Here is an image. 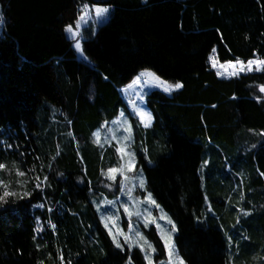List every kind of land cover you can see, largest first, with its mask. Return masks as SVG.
<instances>
[{
    "label": "trees",
    "instance_id": "trees-1",
    "mask_svg": "<svg viewBox=\"0 0 264 264\" xmlns=\"http://www.w3.org/2000/svg\"><path fill=\"white\" fill-rule=\"evenodd\" d=\"M82 1L113 7L83 29L91 64L65 34ZM0 27V180L18 194L0 203V264H146L95 206L117 198L104 172L122 161L92 133L121 112L184 262L264 264V71L224 78L209 63L213 49L219 62L264 59V0H0ZM144 69L182 84L145 92L149 126L121 91ZM144 232L163 259L156 229Z\"/></svg>",
    "mask_w": 264,
    "mask_h": 264
},
{
    "label": "rangeland",
    "instance_id": "rangeland-1",
    "mask_svg": "<svg viewBox=\"0 0 264 264\" xmlns=\"http://www.w3.org/2000/svg\"><path fill=\"white\" fill-rule=\"evenodd\" d=\"M87 5V7H85ZM106 6L109 8V13L103 19H97L95 13V6ZM79 15L76 20L75 25H71L73 28V32H78L79 35L74 36L72 33L66 31L65 27V34L66 36L72 41V47L75 52L76 57L81 60L82 62L91 64L90 59L84 54L82 48V41L85 38L83 34V29L87 28L92 32H96L97 28L105 23L111 15L113 7L110 5H100V4H91L87 1H82L79 4ZM84 14V19H79L81 14ZM77 23H79V29L76 28ZM1 28V27H0ZM79 41L81 43V50L77 51L75 48V43ZM264 60L262 58H251L248 60ZM248 60H240L244 62V66L246 67ZM231 62V65L229 64ZM235 61H227V62H219L216 60L215 51H211L209 55V63L211 67L217 72L220 77H230V76H237L240 74L250 73V72H259L256 70V65H253L252 71H239L241 65L235 64ZM234 65V66H232ZM264 71V70H261ZM143 73V75H141ZM158 77L153 71L144 69L138 73L137 76L140 77L138 83H134L131 81L128 85L121 89L123 96L126 99L129 111L135 115V117L140 121V123L145 126L146 121L142 120L141 117L138 115L139 112L143 111L146 113H150L148 108L144 102V94L146 91H149L154 88H158L163 90L164 84L166 80L159 77V80H156L152 75ZM233 73H238L233 75ZM168 84H175L166 81ZM174 90V89H173ZM164 91V90H163ZM165 92V91H164ZM169 93V92H167ZM152 120V119H151ZM151 122V121H150ZM150 122H147L150 124ZM99 133V137L93 135V133ZM92 133V140L97 143L101 148L105 146L111 145L113 142L116 146V150L121 158V166L119 167H111L109 169H116L117 171L114 173L115 177H119L120 180V190L118 191L119 194L117 198L113 201H109L107 199H102L100 201L95 202L96 209L98 211L99 218L102 222V217L105 218L106 222L109 225V228L112 229L113 234H117L120 230L123 231L124 235H117V239L123 245V247H128V244L124 243V237H130L131 241H138L139 244H143V240H140L139 237L136 236V232H139L143 235V237L149 242L150 240L146 236L144 230L148 229L150 226H153L159 237L161 238L164 247V239L162 236H170L172 241L174 242V236L176 234V230L172 231V224L167 222L168 219L172 221L175 225L173 219L168 214V212L156 201V204L159 205L157 208L155 205H152L146 201L147 195L150 193L146 189V179L144 172L140 169L136 170V161L134 154L131 150L130 144L132 143L133 136L131 130V123L128 116L121 112L115 119L109 122L108 125H104L101 129L95 130ZM118 149H122V151H118ZM132 164L131 171L128 170V165ZM109 169L104 172V176L110 181L109 179ZM125 177L128 179L125 180ZM116 179V178H115ZM143 180L144 186L140 187V181ZM125 207L129 209L130 212L133 214L129 216L125 211ZM162 216H165V219H161ZM111 217L110 220L107 218ZM152 218H155L156 223H151ZM146 221H148V226H145ZM104 225V222H102ZM156 224H159L160 227L157 228ZM176 229V226H175ZM108 234L109 230L106 228ZM111 239L112 236L110 235ZM113 241V239H112ZM152 244V243H151ZM175 244V242H174ZM115 245V244H114ZM153 246V245H152ZM138 248L140 251V247L133 246L132 248ZM145 251H141L144 257L146 264H148V260L145 259V254H148L149 259L152 261V264H169V256H168V249L165 247L166 256L163 259L155 260L154 253L151 249H148L145 245ZM175 250L177 252L176 246ZM178 253V252H177ZM129 264V260L125 263ZM184 264H186L184 262Z\"/></svg>",
    "mask_w": 264,
    "mask_h": 264
},
{
    "label": "snow or ice",
    "instance_id": "snow-or-ice-1",
    "mask_svg": "<svg viewBox=\"0 0 264 264\" xmlns=\"http://www.w3.org/2000/svg\"><path fill=\"white\" fill-rule=\"evenodd\" d=\"M85 7H87V5H85ZM109 8L106 7V6H95V13H96V17L97 19H103L108 13H109ZM79 19H84V14L82 13L81 16L79 17ZM80 25L79 23H77L76 25V28L79 29ZM66 31L72 33L74 36L76 35H79L78 32H73V28L71 25L69 26H66ZM75 48L77 51H80L81 50V43L79 41H77L75 43ZM213 51H215V49H213ZM229 64L231 65V62H229ZM235 64L237 65H241L239 71H252L253 68L252 66L253 65H256V70L257 71H261V70H264V60H248L247 61V65L246 67L244 66V62L243 61H240L239 59L236 60ZM234 66V65H232ZM238 73H233V75H236ZM143 75V73L141 74ZM149 75H152L156 80H159V77H155L154 74L152 73H149ZM140 80V77L137 76L134 80V83H138ZM165 86L163 88V90L165 92H171L173 89H179L182 87V84L180 83H175V84H168L166 81L165 82H162ZM260 92H264V86H260ZM138 115L141 117L142 120L146 121V124L145 126H148V123L147 122H150L152 117H151V114L150 113H146V112H139ZM94 136L96 137H99V133H93ZM261 135H264V133H262ZM9 147H11L9 145ZM253 147H255V145H253ZM118 151H122V149H118ZM57 155H59V153H57ZM53 159H55V157H53ZM49 167H51V165H49ZM6 168V165L3 164V163H0V169H5ZM132 169V164L130 163L128 165V170L131 171ZM117 170L116 169H109V173L111 175H109V179H112L113 181H115V175L114 173L116 172ZM25 173L23 172H18V175L20 176H23ZM47 177H44V181L43 182H40L39 181V178H37L38 182L36 183L35 187L36 188H41L42 187V184L44 182L47 181ZM128 178L125 177V180H127ZM144 186V183H143V180L141 179L140 181V187H143ZM0 188H3L4 191L2 193H0V203H3V202H7V198L8 197H15L17 196L18 194L16 192H13V191H9L8 188H7V185L4 184V182L2 180H0ZM31 193H28V192H24L21 196H19V198H23L24 196H30ZM146 201L152 205H155L157 208L159 207V205L156 204V201L152 199V196H151V193H149L146 197ZM37 207H43V205H37ZM49 211H51V209H49ZM124 211L129 215L131 216L133 213L129 211V209L127 207H125ZM241 212H243L244 215H250L249 212H245L243 209H241ZM166 217L165 216H162L161 219H165ZM108 220L111 219V217H108L107 218ZM102 222H104V226L105 228H108L109 230V235L112 236V239H113V243L115 244V246L117 248H120V249H123V245L120 243V241L117 239V235H124L123 231L120 230L117 234H113L112 232V229L109 228V225L108 223L106 222L105 218L102 217ZM167 222L169 224H172V231H175V225L172 223V221L170 219L167 220ZM151 223H156L155 221V218H152L151 220ZM237 223H239V219L237 220ZM145 226L147 227L148 226V221H146L145 223ZM53 228H55V225H52ZM156 227L159 228L160 225L159 224H156ZM136 236L139 237L140 240H143V244H139L138 241H131L130 242V237L128 236H125L124 237V243L125 244H128V247L131 248L133 247L134 245L135 246H138L140 247L141 251H145V245L147 246L148 249H151V251L154 253L155 252V248L152 246L151 243H149L141 233L139 232H136ZM162 239H164V243H165V247L168 249V256H169V264H184V260L182 257H180L178 255V253L176 252L175 250V244L174 242L172 241L171 237L170 236H162ZM229 239V243L231 244V237L228 238ZM60 259L63 261V256L60 257ZM145 259L148 260V264H152V261L149 259L148 257V254L146 253L145 254ZM70 264V262H69ZM129 264H131V260H129Z\"/></svg>",
    "mask_w": 264,
    "mask_h": 264
},
{
    "label": "crops",
    "instance_id": "crops-1",
    "mask_svg": "<svg viewBox=\"0 0 264 264\" xmlns=\"http://www.w3.org/2000/svg\"><path fill=\"white\" fill-rule=\"evenodd\" d=\"M151 123V122H150ZM150 124H148V126H149Z\"/></svg>",
    "mask_w": 264,
    "mask_h": 264
},
{
    "label": "water",
    "instance_id": "water-1",
    "mask_svg": "<svg viewBox=\"0 0 264 264\" xmlns=\"http://www.w3.org/2000/svg\"><path fill=\"white\" fill-rule=\"evenodd\" d=\"M264 93V92H263Z\"/></svg>",
    "mask_w": 264,
    "mask_h": 264
}]
</instances>
